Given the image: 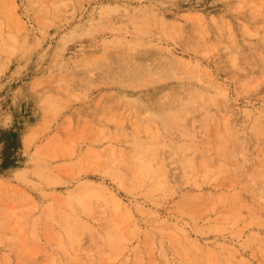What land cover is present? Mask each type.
I'll use <instances>...</instances> for the list:
<instances>
[{"label": "rangeland", "instance_id": "obj_1", "mask_svg": "<svg viewBox=\"0 0 264 264\" xmlns=\"http://www.w3.org/2000/svg\"><path fill=\"white\" fill-rule=\"evenodd\" d=\"M0 264H264V0H0Z\"/></svg>", "mask_w": 264, "mask_h": 264}]
</instances>
